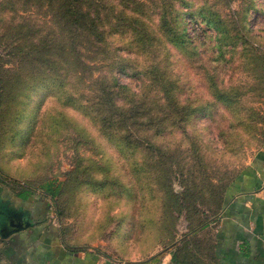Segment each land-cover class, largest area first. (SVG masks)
I'll return each mask as SVG.
<instances>
[{
	"label": "rangeland",
	"instance_id": "rangeland-1",
	"mask_svg": "<svg viewBox=\"0 0 264 264\" xmlns=\"http://www.w3.org/2000/svg\"><path fill=\"white\" fill-rule=\"evenodd\" d=\"M59 9L60 0H0L4 175L44 198V222L63 242L121 260L163 255L191 227L192 204L208 209L210 189L264 145V0H93L97 51ZM111 72L129 88L114 89L118 102L141 107L143 123L108 118L106 137L93 93L95 76ZM45 181L59 185L53 198Z\"/></svg>",
	"mask_w": 264,
	"mask_h": 264
},
{
	"label": "crops",
	"instance_id": "crops-1",
	"mask_svg": "<svg viewBox=\"0 0 264 264\" xmlns=\"http://www.w3.org/2000/svg\"><path fill=\"white\" fill-rule=\"evenodd\" d=\"M236 172L219 209L207 213L202 228L188 231L186 264H264V145ZM17 183L15 177L4 175L0 164V264H181L170 260L169 251L152 253L145 260H121L90 246L63 242L59 228L34 223L48 203L35 202L33 192L25 199L18 197ZM20 207L27 217L18 216Z\"/></svg>",
	"mask_w": 264,
	"mask_h": 264
},
{
	"label": "trees",
	"instance_id": "trees-1",
	"mask_svg": "<svg viewBox=\"0 0 264 264\" xmlns=\"http://www.w3.org/2000/svg\"><path fill=\"white\" fill-rule=\"evenodd\" d=\"M51 1V0H50ZM93 0H60V6L61 9H59L58 11H55L56 14H59V16H61L62 18L60 19L63 24L66 26V29L70 30V33H74L77 32L78 35H82V36H87L86 38V42L88 44H92V46L94 47L93 51H97V48H99L102 44V37H101V33L100 31H102L100 29V27L98 28L96 25V21H95V13L90 10V5L91 2ZM90 4V5H89ZM203 21L205 23L207 22H211L212 21L210 18H202ZM213 25V24H212ZM216 27V25H215ZM181 32H185V25L183 24V26L181 27ZM180 35V33H178ZM35 44H37L38 46H40V50L46 49V45H40L41 42L39 43L38 41L35 42ZM80 45L81 47L85 48V45L81 44L80 41ZM70 47H73L72 45H70ZM34 49H37L34 47ZM101 59V58H100ZM103 60V59H101ZM79 64H80V68H82L83 66H86L88 64H86L82 58L79 59ZM83 69V68H82ZM117 71H123L121 67H119L117 69ZM107 78V80H105V78ZM96 80H98V82L100 83L98 89L99 91L95 93H93V96L95 97V103L97 105L98 108H101V111L98 112V117L102 118V120L100 121L101 123V129L97 130L99 135L102 136H106L109 137L111 130L109 129V125L105 126V120L106 119H110L111 121L117 122V123H122V124H126V121L130 122V125L133 124L136 121H139L141 123L142 122V117H143V112L140 110L141 107H138V105H136L135 103L133 104H129L124 105L121 104L120 102H118L117 100V94L115 93L114 89H118V88H124L122 91H128V87L127 85H125L124 83H119L116 80V77H114L109 73L104 74H100V79H98L97 76H95ZM215 96L217 97L218 100H223L224 98V93L217 89L214 92ZM130 96V93H128V97ZM84 98V96H83ZM173 101V106L176 105V97L174 95V98L172 99ZM130 102V101H129ZM178 102V100H177ZM187 105V104H186ZM3 104H2V100H1V96H0V122L3 119V116L1 115L2 113V109H3ZM81 108L84 107L85 105L81 104L80 105ZM183 106L181 105L177 111H179ZM201 107L199 106H194L192 109L193 110H198ZM189 109L188 111H192L191 108L187 105L186 110ZM202 109V108H201ZM201 109L199 111H201ZM187 111V112H188ZM3 114V113H2ZM84 114H86V112L84 111ZM113 120H112V119ZM29 124L28 127H32V125L34 124V117H31L29 120ZM154 122L159 123V126H161V128H164L165 123L161 122L159 119L154 120ZM173 122L169 121L168 124L171 125ZM156 125V124H155ZM124 127V126H123ZM159 128H156L154 131H152L153 137L158 136L161 132L162 129L159 131ZM136 131V130H135ZM27 131H25L26 133ZM138 132V131H136ZM135 132V133H136ZM105 135H104V134ZM134 133V137H137V134ZM128 136V132L124 131L123 132V139L124 136ZM25 137H27L24 134ZM113 137V136H110ZM149 145H154L151 142H148ZM135 146V144H134ZM157 147L159 148L160 146L157 145ZM102 153V151H101ZM237 171V170H236ZM234 172L231 177H229L223 184H218L215 185L212 189H210V194H212V199L210 201H203V203L206 205V207L208 209L201 211V212H196V203L194 202L192 204L193 207V214H192V224L191 227L187 228L186 232H183L180 234L179 239H177L176 237H173V235L170 237L171 239L168 240V243H170L171 248L169 249V253H170V260L172 261H180L181 264H186L187 263V246L189 244V239L187 238V233L188 231L190 232L191 230L194 229H200L205 225V217L207 215V213H214L216 212L221 204V200H222V194L223 191L225 189V187L228 185V183L233 179V177L236 175L237 172ZM92 173V172H89ZM89 173L86 172V176H87V180L91 181V184H97L101 183V181H97L99 180L97 177H95L94 175H90ZM17 185L19 186V190L17 192L18 197L25 199L28 195L31 194L32 189L30 187L29 184H21V183H17ZM39 188L42 192L43 197H50L53 198L59 189V185L58 183H53L52 181H45L39 184ZM44 199V198H43ZM200 203H202V199L200 200ZM208 204V205H207ZM48 207H45V209ZM44 209V210H45ZM20 210H25L23 208L20 207ZM44 210L42 212V214L40 215H36L35 217V224H40L42 222H44L45 217H46V212L44 213ZM198 210V209H197ZM47 211V210H46ZM199 211V210H198ZM189 221V219H188ZM31 224V223H30Z\"/></svg>",
	"mask_w": 264,
	"mask_h": 264
}]
</instances>
